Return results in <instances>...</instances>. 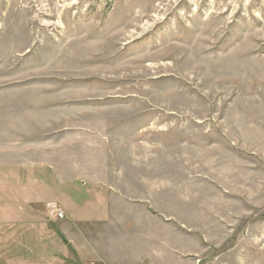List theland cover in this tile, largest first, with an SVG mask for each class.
Masks as SVG:
<instances>
[{
    "label": "rangeland",
    "instance_id": "rangeland-1",
    "mask_svg": "<svg viewBox=\"0 0 264 264\" xmlns=\"http://www.w3.org/2000/svg\"><path fill=\"white\" fill-rule=\"evenodd\" d=\"M4 210L0 264H264V0H0Z\"/></svg>",
    "mask_w": 264,
    "mask_h": 264
},
{
    "label": "crops",
    "instance_id": "crops-1",
    "mask_svg": "<svg viewBox=\"0 0 264 264\" xmlns=\"http://www.w3.org/2000/svg\"><path fill=\"white\" fill-rule=\"evenodd\" d=\"M48 190L51 188V187H46ZM49 200H51V201H49ZM49 200H46V202H44V203H46V212H45V219H46V221H50V220H52V219H50L49 218V216H48V213H47V204H49V203H51V202H53V203H57V204H59L58 202H61L62 203V201L61 200H59V199H57V198H53V199H49ZM34 201V200H33ZM116 204H117V206H119V205H121V204H123V203H119L118 201L117 202H115ZM119 203V204H118ZM63 204V203H62ZM124 204H126V202L124 203ZM123 204V205H124ZM33 205L34 206H37V205H35L34 203H33ZM64 205V204H63ZM127 205V204H126ZM129 206V205H128ZM3 207V206H2ZM130 207H132V206H130ZM64 208H65V206H64ZM16 209H18L19 210V212H23L24 211V209H23V207H19L18 205H16L15 206V211H16ZM34 209V208H33ZM66 209V208H65ZM35 211H37V209H34ZM27 211H29V209L27 210ZM66 211H67V209H66ZM7 211H5L4 210V212H0V219H4V220H7L8 218H9V214L8 213H6ZM23 213H25V212H23ZM67 213H68V211H67ZM8 214V215H7ZM31 214H33V212L31 213ZM117 214V213H116ZM67 216H69L68 218H67ZM59 221V219H55V220H52V221ZM61 220H65L64 222V225H62V226H65V227H69L70 225H69V223L67 222V221H69V220H74V219H72V217H71V215L68 213V215L66 214V217L64 218V219H61ZM60 220V221H61ZM3 224V223H2ZM68 229H70V227L68 228ZM56 231H57V236H59V239L60 240H62V241H64L63 242V244H65V246H62V245H58L57 244V248H58V253L56 252L55 253V255H56V257L55 258H53L52 259V261L50 262L49 260L48 261H39L38 259H40V257L37 259V261H36V263H34V264H61L59 261L60 260H67L68 259V256H66L65 255V249H67V247L71 250V244H70V242H69V240L66 238V237H64V235L61 233V231L60 230H57L56 229ZM63 233L65 234V233H67V230L65 229V232L63 231ZM66 238V239H65ZM68 242H69V244H68ZM41 259H45V258H41ZM17 263H15V261H14V263H11V264H24V263H19L18 261H16ZM65 262V261H64ZM31 264H33V262H31Z\"/></svg>",
    "mask_w": 264,
    "mask_h": 264
},
{
    "label": "built area",
    "instance_id": "built-area-1",
    "mask_svg": "<svg viewBox=\"0 0 264 264\" xmlns=\"http://www.w3.org/2000/svg\"><path fill=\"white\" fill-rule=\"evenodd\" d=\"M49 211H48V215L49 218L51 219H61L64 218V213L61 209H59L58 205L53 204L49 206ZM59 217V218H58Z\"/></svg>",
    "mask_w": 264,
    "mask_h": 264
}]
</instances>
